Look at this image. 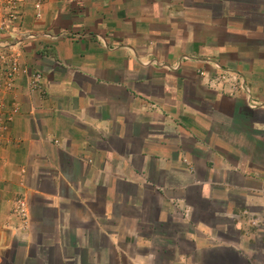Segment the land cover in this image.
<instances>
[{"label": "crops", "instance_id": "0c3cea01", "mask_svg": "<svg viewBox=\"0 0 264 264\" xmlns=\"http://www.w3.org/2000/svg\"><path fill=\"white\" fill-rule=\"evenodd\" d=\"M37 2L21 1L14 27L35 37L15 47L20 68L1 93L17 112L0 144V262L12 248L6 264H111L93 256L91 202L103 182L97 174L112 173L104 176L111 189L121 180L130 191L109 197L108 217L121 201L140 207L135 199L163 198L164 189L184 197L185 206L196 190L211 204L259 207L264 221V0H41L39 9ZM119 156L121 166L114 163ZM36 158L51 168L53 190L30 177L25 195L45 201L46 213L28 216L14 235L6 228L20 219L11 206L20 169ZM76 171L83 180L70 176ZM159 173L178 177L161 183ZM62 191L77 202L74 213ZM132 217V229L102 236L121 247L115 263L134 258L127 237L135 248L148 240L145 218ZM18 248L23 257L15 260ZM219 249L220 264H250L244 254L253 247ZM180 252L183 264L187 254Z\"/></svg>", "mask_w": 264, "mask_h": 264}, {"label": "rangeland", "instance_id": "374dc122", "mask_svg": "<svg viewBox=\"0 0 264 264\" xmlns=\"http://www.w3.org/2000/svg\"><path fill=\"white\" fill-rule=\"evenodd\" d=\"M12 107V105L8 106V104H6V109L14 110ZM16 112L17 110H15L14 114ZM133 145H131L130 149L134 150L135 148ZM121 158L122 157L119 156V160H114L117 166H121ZM62 159H64L63 156ZM45 168H49L50 170ZM20 171L21 177L19 185H21V191L19 190L20 192L15 193L14 198L18 195V198H16L17 203L11 204L13 213H17L20 219H17L16 222H12V224L8 225L9 228H6L13 231L14 235H17L19 230H24L25 219L28 216H30L31 221H33V217L38 216L39 218L42 214L46 213L45 206H42V204H45V201L43 202L40 198L36 197L34 193L29 194L27 198L23 187L25 185L33 184L35 186L38 184L42 189L53 190V183L50 181L53 173L51 168L45 165L42 158L34 159V163L28 162V165L22 167ZM39 171H41L40 175L38 173ZM79 172L80 171H76L75 173L78 174L69 175L74 179L80 178V180H83L84 174L81 175ZM111 174L104 173L102 175H95L103 179V182L100 181L96 188L93 189V200L91 202L93 219H96L98 223L97 228L93 226V248L98 251L97 255H93L96 261H99L100 258L107 259L111 264H118L115 263V257L121 247L119 246V248H116L111 240L103 238L104 232L110 234L116 228L122 230L127 226L132 229V225L130 224L133 222V219H135L132 215H141V217L145 218L146 228L149 226L151 227V230H144L148 240H140L139 248H135V241L133 238L129 239V237H127L129 242H132L130 246H133V249L130 254L133 255L134 258L132 259L129 257L130 255H128L127 258L119 264H177L176 260H180L178 264H181L180 251H182L183 254H187L186 257L183 255V264H220L225 253L223 249H219L220 245H231V247H233V245L240 246V244L243 249L246 248L247 250L253 247L248 254H244V256L250 260V264H264V221H260V219L257 218V216L262 213L259 207L254 206L252 208L241 205L227 207L211 204L210 202L199 200L196 190L188 191L190 202L187 201L191 203V205L185 206L184 203L186 199L184 197H178L177 200L174 197L170 198L167 195L168 191L163 189L160 190L163 198L156 199V195L151 193L149 196L150 198L143 197V200L135 199L139 202L140 207L127 206L126 200L123 199L124 201L121 202L125 203L115 206L114 216L108 217L106 211L107 206H105V204L109 200V197L111 195L114 197L116 193L125 195L130 192L126 190L121 180L115 183L116 187L113 191L111 189L112 187L107 184L112 181H105L104 178V176L108 177L107 175L110 177ZM30 177L33 178L34 183H31ZM177 177V175L172 174H156L157 181L161 183L164 181L172 183L176 181ZM37 179H39L38 183ZM131 191H134V189ZM63 192L68 198L67 200H71L69 201L71 204H67L65 209H69V212L74 213L75 209L79 208L77 202L69 192L62 191V193ZM170 194L174 195L173 191H171ZM116 198L114 197V201L120 200L119 197L118 199ZM161 199L167 202L173 201L183 203V205L172 207L167 205L162 207L159 205ZM49 212L52 213L53 211ZM255 213H257V215H255ZM50 215L52 214H49V216ZM8 223L9 221L7 224ZM118 223L119 226L117 227ZM36 225L37 228L43 231H53L49 227L42 228L43 225L40 226V223L36 222ZM142 233L141 231L140 235L143 236ZM184 234H187L188 237ZM67 237L66 241L70 242L69 238H71V236ZM189 237H192L194 240L190 241ZM125 238L126 237L122 235L118 237V241H120L123 246L127 244ZM112 240L114 242V238ZM20 245L21 243L19 241L15 242L16 247ZM69 251L71 254H74L73 249H69ZM8 252L9 256H6V254L3 255L4 257H2L3 259L0 264L12 262L13 257L11 256L15 250L10 248ZM228 252L232 253L233 251L229 250ZM17 253L18 254H14L15 260L16 257L17 259L23 257L21 248L17 249ZM237 256L240 257V255ZM93 263L96 262L93 261Z\"/></svg>", "mask_w": 264, "mask_h": 264}, {"label": "built area", "instance_id": "2783aa9c", "mask_svg": "<svg viewBox=\"0 0 264 264\" xmlns=\"http://www.w3.org/2000/svg\"><path fill=\"white\" fill-rule=\"evenodd\" d=\"M21 1L22 0H0V33L6 32L14 34V40L7 41L0 38V144L5 140L7 132L13 120L15 110L6 109V101L2 98L4 88L11 86L14 77L19 71V53L15 50L17 45L22 43V40L33 39L34 33H25L20 35L14 24L21 20ZM41 0H38L36 7L39 9ZM40 16V13H38ZM2 34H0L1 37ZM203 73V72H202ZM36 85V82H35ZM242 90L251 98L249 85L246 82H241Z\"/></svg>", "mask_w": 264, "mask_h": 264}]
</instances>
